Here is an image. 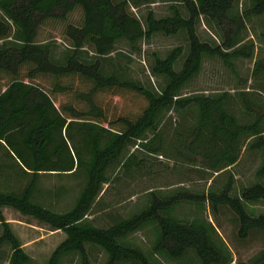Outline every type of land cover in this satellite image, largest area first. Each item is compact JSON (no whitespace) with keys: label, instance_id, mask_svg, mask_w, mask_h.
Masks as SVG:
<instances>
[{"label":"trees","instance_id":"16d2710c","mask_svg":"<svg viewBox=\"0 0 264 264\" xmlns=\"http://www.w3.org/2000/svg\"><path fill=\"white\" fill-rule=\"evenodd\" d=\"M155 1L0 0V258L6 264H29L30 257L5 220V207L65 233L46 264L68 259L91 264L88 246L106 254L104 264H160L158 255L186 264H229L227 248L203 216L207 207L213 213L228 207L238 219L241 238L264 229V214L254 216L245 208L246 202L264 200V183L232 194V175L207 191L182 186L165 194L152 191L146 207L118 216L106 227L85 221L107 183L109 167L130 144L145 156L128 154L121 162L126 174L156 175L168 169L162 159L151 160L158 156L218 175L236 165L247 147L263 155L257 175L264 178V108L250 97L251 91L180 93L199 73L204 54L218 57L231 70L233 59L251 56L253 45L239 44L241 31L247 19L264 16V0H250L242 14L233 11L238 0H159L172 3V14L155 18L148 11L142 21L134 9ZM201 19L220 31L218 44L199 39L195 26ZM181 30L187 34V47L154 57L151 72L166 80L157 92L103 68L120 40L134 47L155 34ZM57 38L68 51L63 60L54 55ZM84 52L93 61L82 60ZM263 73L264 62L255 63L253 74ZM125 97L136 109L116 108L114 100ZM170 111L174 117L163 115ZM44 174L84 177L71 208L55 211L38 200ZM183 204L193 206L190 220L177 215ZM145 230L153 235L152 255L128 241L129 235ZM5 246L9 252L4 255ZM244 264H264V252Z\"/></svg>","mask_w":264,"mask_h":264},{"label":"rangeland","instance_id":"374dc122","mask_svg":"<svg viewBox=\"0 0 264 264\" xmlns=\"http://www.w3.org/2000/svg\"><path fill=\"white\" fill-rule=\"evenodd\" d=\"M171 5L170 2L157 0L151 4L144 3L134 11L142 21L148 11H152L155 18H162L172 14ZM178 6L181 14L187 16L184 7ZM249 6L250 0H238L233 11L242 14ZM195 31L203 42L211 45L220 42V31L213 23H207L204 19L197 22ZM263 32L264 16L247 19L241 31L243 39L239 44H252L251 56L233 59L234 68L231 70L218 57L204 54L199 73L184 85L180 93L182 95L195 92L214 94L227 91L234 94L237 91H251L249 92L250 97L256 99L264 108V73L263 75L253 74L255 63L264 62ZM177 46L187 47V34L184 30L173 35L155 34L148 41L140 40L134 47L125 40H120L116 42L114 50L104 59L103 68L110 73L118 74L123 79L138 82L157 92L164 87L166 80L151 72L154 57L163 58ZM67 52V48L57 38L54 44L55 58L63 60ZM183 57L175 65L176 70L180 68ZM81 58L84 61H93L90 53H82ZM114 101L116 108L120 110L136 109L135 103L130 98L125 97ZM163 115L174 117L171 111ZM169 132L171 133V128L167 127V133ZM132 152L138 156H145L132 144L125 148L122 155L109 167L107 183L103 184L98 199L85 216L86 222L98 227H106L118 216L129 217L150 203L152 191L165 194L178 186L191 191H207L212 187L211 185L221 187L227 182L229 175H232L233 179L232 194H238L241 189L253 183H264V178L257 175V170L263 163V155L247 147L242 149L236 165L218 175L199 165L168 161L158 156L152 157L151 160L157 163L159 159H162L168 165V169L160 170L156 175H149L142 171H132L126 174L121 162ZM39 180L41 196L38 200L55 211H65L71 208L85 183L84 177L80 174L73 176L44 174ZM245 208L254 216L264 214V200L246 202ZM2 213L19 238L24 252L30 257L29 264H46L53 250L65 238L63 231L52 230L49 226L22 215L15 209L5 207ZM177 215L182 219L190 220L193 217V206L180 205ZM203 216L215 226L217 239L222 241L227 248L231 257L229 264L251 263L254 258L264 252V229L251 230L246 238H241L238 234V219L228 207H220L217 213H213L207 207ZM1 231L0 224V234ZM128 241L144 253L152 255L153 235L149 230L129 235ZM2 251L4 255L7 254L9 247H3ZM88 251L91 264H104L106 254L100 248L88 246ZM187 256H192V253H187ZM155 259L160 264L188 263L187 260L182 259L166 260L159 255ZM0 264H6L4 259L0 258ZM65 264L74 263L68 259Z\"/></svg>","mask_w":264,"mask_h":264}]
</instances>
